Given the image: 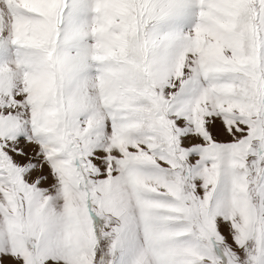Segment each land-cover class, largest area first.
Masks as SVG:
<instances>
[{
    "label": "snow or ice",
    "instance_id": "obj_1",
    "mask_svg": "<svg viewBox=\"0 0 264 264\" xmlns=\"http://www.w3.org/2000/svg\"><path fill=\"white\" fill-rule=\"evenodd\" d=\"M0 264H264V0H0Z\"/></svg>",
    "mask_w": 264,
    "mask_h": 264
}]
</instances>
